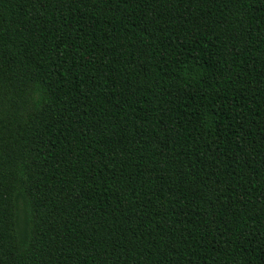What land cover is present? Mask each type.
I'll use <instances>...</instances> for the list:
<instances>
[{"label":"trees","instance_id":"trees-1","mask_svg":"<svg viewBox=\"0 0 264 264\" xmlns=\"http://www.w3.org/2000/svg\"><path fill=\"white\" fill-rule=\"evenodd\" d=\"M0 264H264V0H0Z\"/></svg>","mask_w":264,"mask_h":264}]
</instances>
